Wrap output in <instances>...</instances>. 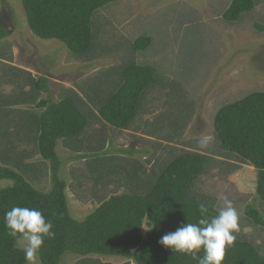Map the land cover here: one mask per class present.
I'll return each instance as SVG.
<instances>
[{"label": "rangeland", "instance_id": "obj_1", "mask_svg": "<svg viewBox=\"0 0 264 264\" xmlns=\"http://www.w3.org/2000/svg\"><path fill=\"white\" fill-rule=\"evenodd\" d=\"M230 3L231 0H116L97 10L92 19L96 44L110 50L88 61L71 54L58 40H41L33 35L19 0H0V27L6 32L0 41V97L23 84L17 78L20 70L46 79L49 92L41 94V98L56 102L63 90L72 89L84 101L88 119L80 136L81 142L88 145L83 152L100 149L106 158L135 161L145 170L143 180L157 173L154 162L165 165L185 152L212 157L209 170L194 182V198L213 203L216 210L223 207L224 198L232 201L240 213L236 240L250 243L264 256V229L252 224L244 214L252 205L264 217V204L256 194V170L219 150L213 127L223 107L251 94L264 93V0H253V8L235 22L223 18ZM142 37L149 40L148 45L131 51ZM131 55L135 64L154 67L159 81L144 96L141 111L128 129H116L99 119L96 105L90 104L79 87L88 92L95 83L89 91L92 96L96 80L119 69ZM113 79L117 80V76ZM33 108L18 105L13 110ZM174 114L180 115L182 121L179 128L173 129L166 121ZM160 119H164L162 129H151L155 121L161 124ZM11 140L15 150L9 155L15 158V154L23 153L27 157L24 164L31 166L29 171L25 169L28 177L33 176L30 184L40 192L50 191L49 162L36 154L33 143ZM202 140L207 142L206 147L200 146ZM56 153L61 161L59 176L66 182L69 212L75 220H83L110 196L127 191L126 178L121 175L122 181L102 177L96 184L86 167L92 157L77 158L79 153L69 151L61 141ZM11 184L0 181V190ZM149 231L150 224L144 221L142 233L146 236ZM25 243L18 239L15 247L22 250ZM91 257L103 263L135 264L121 257ZM78 260L66 254L60 264H76Z\"/></svg>", "mask_w": 264, "mask_h": 264}, {"label": "trees", "instance_id": "obj_2", "mask_svg": "<svg viewBox=\"0 0 264 264\" xmlns=\"http://www.w3.org/2000/svg\"><path fill=\"white\" fill-rule=\"evenodd\" d=\"M19 1L26 24L37 38L58 40L71 54L88 61L109 52L110 49L96 44L92 19L97 10L116 0ZM253 6V0H231L223 18L235 22ZM5 37V30L0 27V41ZM148 43L147 38H139L131 51L141 50ZM18 73L23 84L0 97V181L12 182L10 187L0 190V264L26 262L23 251L15 247L18 238L10 237L4 224L5 212L13 206L35 207L53 223L56 235L52 240L45 239L38 255L40 264H60L66 254L78 257L76 264H110L91 256L121 257L135 264H197L188 255L173 253L159 240L182 223L197 222L202 203L208 207L209 215L216 214L213 203L193 196L195 180L209 170L214 159L204 153L185 152L165 165L154 162L157 173L143 180L145 170L135 161L106 158L100 149L83 152L88 145L81 142L80 136L88 119L83 111L84 101L77 93L65 89L56 102L41 98V94L49 92L46 79L34 78L21 70ZM115 76L117 80L113 79ZM158 81L154 67L135 64L131 55L119 69L96 80L94 100L89 91L95 83L88 92L79 89L92 106L96 105L100 120L116 129H128L141 111L144 96ZM169 98L173 100L172 96ZM18 105L34 108L13 110ZM173 117L166 121L168 127L179 128L182 117ZM160 120L161 124L155 121L151 129H162L164 119ZM213 127L218 149L256 170V194L264 204V93L251 94L223 107L215 116ZM12 138L33 143L36 154L49 162L50 191L40 192L30 184L33 176L28 177L25 169L29 171L31 166L24 164L27 157L23 153L15 154V158L9 155V151L15 150ZM60 141L69 151L79 153L77 158H93L86 167L96 184L102 177L121 180V175L126 178L127 191L110 196L81 221L72 218L66 182L59 176L61 161L56 148ZM244 214L252 224L264 229V217L252 205L246 207ZM144 221L150 224L146 236L142 233ZM223 264H264V256L250 243L236 240L227 250Z\"/></svg>", "mask_w": 264, "mask_h": 264}, {"label": "clouds", "instance_id": "obj_3", "mask_svg": "<svg viewBox=\"0 0 264 264\" xmlns=\"http://www.w3.org/2000/svg\"><path fill=\"white\" fill-rule=\"evenodd\" d=\"M200 146L206 147L207 142L200 141ZM199 212L201 218L197 222L182 223L174 232L163 235L159 243L173 253L190 256L197 264H223L227 250L236 241L240 213L227 198L215 215H209L203 203ZM4 224L10 237L26 242L22 251L28 264H37L45 239L52 240L56 235L52 221L35 207L13 206L5 212Z\"/></svg>", "mask_w": 264, "mask_h": 264}]
</instances>
